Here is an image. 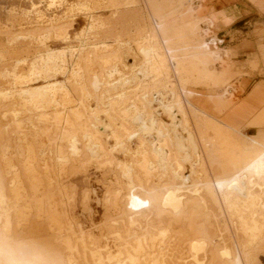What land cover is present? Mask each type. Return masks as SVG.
Instances as JSON below:
<instances>
[{"label":"bare ground","instance_id":"1","mask_svg":"<svg viewBox=\"0 0 264 264\" xmlns=\"http://www.w3.org/2000/svg\"><path fill=\"white\" fill-rule=\"evenodd\" d=\"M200 1L8 12L21 28L0 25L13 55L20 40L46 49L0 70L12 82L0 87V264H264V135L250 134L264 131V81L234 102L246 74L215 46ZM78 15L88 23L71 35ZM89 168L104 189L99 237L73 216L77 187L65 182Z\"/></svg>","mask_w":264,"mask_h":264},{"label":"rangeland","instance_id":"2","mask_svg":"<svg viewBox=\"0 0 264 264\" xmlns=\"http://www.w3.org/2000/svg\"><path fill=\"white\" fill-rule=\"evenodd\" d=\"M31 1V2H30ZM39 0H0V25L4 28V26H7L11 31L14 33L19 32L21 29L19 26H17L18 23H14L15 27L13 28L12 26H9L8 20H9V15L8 12L16 9L17 14H21V10H30L31 9V3L35 2L37 3ZM74 1V0H71ZM201 3L196 4L197 8L200 9V13L202 15H205L208 17H212L215 21L216 26L213 27L215 31L209 32V34L213 35V37L216 39V45L219 47L220 52H225L228 51L229 56L228 60H232L229 64L230 69L232 70H237L239 69L242 71V73H245L243 70H245V64L244 61L248 58V56L252 53V49L249 47L251 43H253L257 36L258 33L264 29V18L260 16L259 14L255 13L253 10H251L250 7L246 4V0H201ZM223 3L229 4V5H234V6H228L227 8H224L227 13V15L222 16L219 14L221 12V7L223 6ZM236 5V6H235ZM44 9L46 10V4L43 5ZM141 6V4H139ZM239 6V7H238ZM65 8V7H64ZM250 10V11H247ZM57 12V11H56ZM231 13V15L229 14ZM54 11H46V16L48 18H52L54 16ZM63 13V8L59 10L57 14L61 15ZM243 14H246L245 16ZM99 16H103L104 18H107L111 15L110 12L106 11L105 9H102V12L98 14ZM245 17L244 21L238 25L242 26L241 31L239 33L235 34H228V37L226 38L225 35L227 32H230L231 25L234 23L235 20H237L239 17ZM218 17V18H217ZM220 17V18H219ZM32 18V19H31ZM78 18V19H77ZM77 21L74 23V32L71 33V35H74L75 32L80 31L81 28L85 27L86 24L88 23L87 16L86 15H78L77 16ZM19 22L23 24V28H29L31 26L36 25L33 23L30 25V23L35 22V19L33 16L27 18V17H19ZM220 19V20H219ZM30 25V26H29ZM218 25V26H217ZM0 26V27H1ZM13 28V29H12ZM209 29V28H208ZM217 29V30H216ZM0 70L2 69H8L10 71L14 70V66L17 62L18 59L21 60H34L35 57L37 58V55H44V51L46 47L39 45L36 42H33V40L28 39V40H20L17 43V47L19 48V53L17 55H13L12 53V47L7 42V37H6V29L2 30L0 29ZM218 31V32H217ZM217 34H216V33ZM99 34V32H97ZM103 35H101L102 37ZM103 39V37H102ZM96 39L92 40L93 42ZM99 40V39H97ZM51 42V43H50ZM46 45L49 49L51 50H57L59 48L65 47L63 43L60 42H52L50 41ZM208 42H211L209 40ZM109 43L113 44V37H109ZM73 45H78L77 43H74ZM135 45V44H134ZM133 45V46H134ZM31 46V47H30ZM248 46V47H247ZM29 48V51L24 50L23 48ZM215 47V49H218ZM226 48H232L234 51L239 53L237 54V59L233 57L231 54L232 52H229L228 49ZM23 49V50H22ZM8 53H7V52ZM6 52V53H5ZM38 52H41V54H38ZM11 53V54H10ZM22 54V56H21ZM36 54V55H35ZM227 54V55H228ZM13 55V56H12ZM3 56V59H2ZM10 57V58H9ZM5 59V60H4ZM227 60V61H228ZM70 61V60H69ZM130 64L132 65L134 63L133 60L130 61L128 59ZM2 63V64H1ZM223 65V63H222ZM220 67V65H219ZM253 70H259L258 72L260 75H264L262 72V68L259 67V69H253ZM246 76V75H245ZM245 78V77H244ZM264 77L255 75L254 77L247 78V86L243 87L244 91H239L242 88H238L243 84L244 81L243 79L239 80L237 79L235 83H233V87L235 91H233V94L230 96H239L240 99L247 98L249 95V92L252 91L254 85L257 84V82H260L263 80ZM7 80V81H6ZM246 80V79H245ZM5 81V82H4ZM12 82L10 81L9 78L3 77L0 78V87H8L10 86ZM253 86V87H252ZM238 88V89H237ZM239 91V93L237 92ZM249 91V92H248ZM235 92V93H234ZM236 94V95H235ZM247 94V95H245ZM232 96V97H233ZM236 96V97H237ZM244 97V98H243ZM238 98V99H239ZM234 99V97H233ZM234 102H237L236 99H234ZM95 107V106H94ZM252 135H264V131H252ZM96 168H89L87 173H82L77 174L74 176H71L68 180L72 184L75 185V188L77 187L76 190V195L75 196V201L73 203L74 207L72 209V214L73 216L80 222V224L84 227V229L87 231H92L95 233L98 237L100 236V227L102 225V218L104 215V209L101 204L98 203L97 197L102 198L104 194V189L102 187V184H99V180H101V172L99 170H95ZM99 171V172H98ZM85 190H90L92 191L91 195V213L84 211L83 209V200H84V191ZM261 260L264 262V259L261 258Z\"/></svg>","mask_w":264,"mask_h":264},{"label":"crops","instance_id":"3","mask_svg":"<svg viewBox=\"0 0 264 264\" xmlns=\"http://www.w3.org/2000/svg\"><path fill=\"white\" fill-rule=\"evenodd\" d=\"M246 4L248 5V7L251 8V10H253L255 13L259 14L260 16H262L264 18V0H246ZM228 6H234V5H229V4L223 3V6L221 7L222 11L219 12V14H221L222 16L227 15L226 12H228V11H226L224 8H227ZM247 11H250V10H247ZM229 14L231 15L230 12H229ZM243 15L245 16L246 14H243ZM244 16L243 17H239L237 20L234 21V23L230 26L232 30L230 32H227V34L225 36L228 37V34H235L236 35V33H239L241 31L242 26H238V25H240L244 21V19H245ZM249 47L252 49V53L248 56L249 58H247L244 61V64L247 66V67L245 66V70H244V72L246 74L244 79L247 80V78L254 77L255 75H259V76L264 77V75H260L258 70H253V69L250 68V65H251L252 61H254L257 58H260L261 55H262V57L264 59V49H263L264 48V29H262V31L258 33V36H257L256 40L253 43H251L249 45ZM226 49H228L230 52H232L233 57L235 59H237L236 58L237 57L236 53H238V52L234 51L232 48H226ZM238 57H239V53H238ZM263 72H264V70H262V73ZM262 81H264V78H263V80H261L260 82H257V83H261ZM252 131L259 132V131H263V130H251L250 134H251ZM253 136L261 137L263 135H253Z\"/></svg>","mask_w":264,"mask_h":264}]
</instances>
